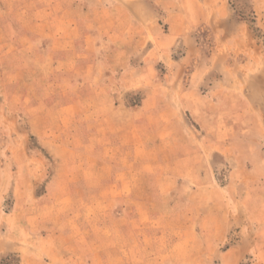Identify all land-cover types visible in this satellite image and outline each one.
<instances>
[{
	"label": "rangeland",
	"instance_id": "374dc122",
	"mask_svg": "<svg viewBox=\"0 0 264 264\" xmlns=\"http://www.w3.org/2000/svg\"><path fill=\"white\" fill-rule=\"evenodd\" d=\"M261 82L264 0H0V242L264 264Z\"/></svg>",
	"mask_w": 264,
	"mask_h": 264
},
{
	"label": "crops",
	"instance_id": "0c3cea01",
	"mask_svg": "<svg viewBox=\"0 0 264 264\" xmlns=\"http://www.w3.org/2000/svg\"><path fill=\"white\" fill-rule=\"evenodd\" d=\"M159 3V1H158ZM160 5V4H159ZM149 12L153 14H155V11L157 10V7H147L146 8ZM221 15H225V14H221ZM230 17V16H229ZM225 25V23H224ZM232 25V24H231ZM225 27L227 28L228 26L225 25ZM256 88H259L261 90H264V82H261V84H258V86ZM247 106V105H246ZM249 187V186H247ZM235 199H238L239 203H240V206H239V212H238V217L236 219H234V221H232L231 218L225 220V222H223V224L221 225H215V228L213 227V231H210V233H213V234H228L231 232L232 228L236 225H239V227H241V230L240 232L242 234H250L251 232L249 231L248 232V229H250L251 227H248L246 224V217H245V214H247L248 212V207H247V199H248V196L247 195H240L238 198L235 197ZM257 209V208H256ZM255 209V210H256ZM226 219V218H225ZM244 227H247V231L244 232ZM218 229H222L221 231L217 230ZM255 231V230H254ZM246 249L247 246H242V249ZM19 251V252H17ZM22 252V253H21ZM16 253H18V256L21 257L19 260L13 262V263H1L0 264H39L40 261H38V256L35 255L33 252L31 251H22L20 249H17L13 246V244H8V242H0V255H10V254H13V255H16ZM229 262H219L218 264H227ZM256 263V262H255ZM231 264H240V262H232Z\"/></svg>",
	"mask_w": 264,
	"mask_h": 264
}]
</instances>
